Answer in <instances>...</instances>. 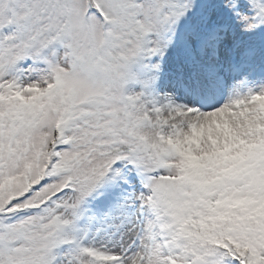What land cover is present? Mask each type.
<instances>
[{
  "label": "snow or ice",
  "instance_id": "6c2138e0",
  "mask_svg": "<svg viewBox=\"0 0 264 264\" xmlns=\"http://www.w3.org/2000/svg\"><path fill=\"white\" fill-rule=\"evenodd\" d=\"M0 264H264V0H0Z\"/></svg>",
  "mask_w": 264,
  "mask_h": 264
}]
</instances>
